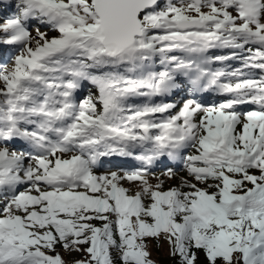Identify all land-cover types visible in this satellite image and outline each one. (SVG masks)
<instances>
[{"label": "snow or ice", "instance_id": "1", "mask_svg": "<svg viewBox=\"0 0 264 264\" xmlns=\"http://www.w3.org/2000/svg\"><path fill=\"white\" fill-rule=\"evenodd\" d=\"M154 248L264 264V0H0V264Z\"/></svg>", "mask_w": 264, "mask_h": 264}, {"label": "rangeland", "instance_id": "2", "mask_svg": "<svg viewBox=\"0 0 264 264\" xmlns=\"http://www.w3.org/2000/svg\"><path fill=\"white\" fill-rule=\"evenodd\" d=\"M154 172H156L157 174H159L160 172V168L157 167L155 169H153ZM74 258H78V257H74V256H66L65 260L66 261H71ZM152 258L154 260H157L160 262V264H166L168 261V264H170L169 258L167 257V255L165 254V252L163 251V249L157 250V249H153L152 250Z\"/></svg>", "mask_w": 264, "mask_h": 264}, {"label": "trees", "instance_id": "3", "mask_svg": "<svg viewBox=\"0 0 264 264\" xmlns=\"http://www.w3.org/2000/svg\"><path fill=\"white\" fill-rule=\"evenodd\" d=\"M166 264H168V261H167V263Z\"/></svg>", "mask_w": 264, "mask_h": 264}]
</instances>
